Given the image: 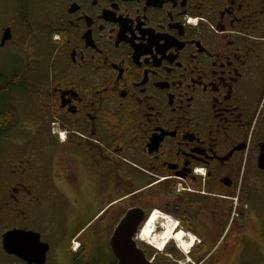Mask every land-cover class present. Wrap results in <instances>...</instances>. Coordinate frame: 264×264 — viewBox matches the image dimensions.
Listing matches in <instances>:
<instances>
[{
	"label": "flooded vegetation",
	"instance_id": "obj_1",
	"mask_svg": "<svg viewBox=\"0 0 264 264\" xmlns=\"http://www.w3.org/2000/svg\"><path fill=\"white\" fill-rule=\"evenodd\" d=\"M20 60L0 80L37 90L27 121L0 104L6 230L81 226L68 246L134 208L153 263L180 256L142 237L154 210L194 235L185 262L246 248L262 221L264 0H0V71Z\"/></svg>",
	"mask_w": 264,
	"mask_h": 264
},
{
	"label": "rangeland",
	"instance_id": "obj_2",
	"mask_svg": "<svg viewBox=\"0 0 264 264\" xmlns=\"http://www.w3.org/2000/svg\"><path fill=\"white\" fill-rule=\"evenodd\" d=\"M23 64V60L15 61L13 64L14 66L0 72H3V76L6 78H16L19 76V70ZM42 68L44 69L45 67L42 66ZM6 83L7 80H0V104L3 103L6 105H13L19 112L22 120L27 121L30 118L29 116L32 110L31 106L33 105L32 98L33 94L37 90V87L28 81L21 83L22 85L20 84L18 86L11 87H6ZM249 170L251 173L253 168L249 167ZM255 172L257 173V177L255 176L256 179L262 181V184L258 183L256 180H253L255 178L251 176V178H249V190L251 201H260L258 197L261 198L259 212L262 216V221L260 222V225L257 227H254L253 224L250 225L249 241L245 249L243 247L230 248V250L233 249L235 255L232 260L226 261L224 259V261H214L213 259L210 262L206 261L203 264H264V171H258L255 169L254 175H256ZM257 208L258 206H255L252 203V209L250 211L251 216H255V211ZM111 213L114 212L110 211L103 217L105 222L108 220V218H112ZM3 219L4 217L0 219V264H26L25 262L21 261L20 258L3 251L1 246V234L11 225L10 223L6 224ZM177 227L179 229V226ZM34 228L36 229L35 231L39 232L41 239L50 244V250L47 253L45 264H91V262L95 259H110V257L113 255L110 247L112 228H110L107 223L105 225L104 221L103 225L98 228L94 225L82 228L78 234L79 236H82L80 238L83 240L80 241L79 237H77L75 242L73 244L70 242L68 246L67 243L69 239L81 228V226H78L77 228L64 229L58 224L55 226L53 225V227L48 226L45 228L43 225L38 223L36 226H34ZM95 237H97V240H95ZM77 241L78 244L80 242L84 243V250L82 252H76L79 248V245L77 246L76 244L75 246ZM195 242L196 239L194 238V243L190 247L188 253H185L183 249L175 242L174 248L177 250L180 256L175 261L171 260L172 263L179 264L177 262L178 259L184 261L186 259V254L189 256V252L192 250L193 246H195ZM208 249L209 248H207V250ZM73 254H75L74 259L71 258ZM191 260L193 259L191 258ZM191 260L186 264H196V262L193 263Z\"/></svg>",
	"mask_w": 264,
	"mask_h": 264
},
{
	"label": "water",
	"instance_id": "obj_3",
	"mask_svg": "<svg viewBox=\"0 0 264 264\" xmlns=\"http://www.w3.org/2000/svg\"><path fill=\"white\" fill-rule=\"evenodd\" d=\"M258 165L264 169V153L259 156ZM140 218L139 211L131 208L115 226L110 247L117 259L116 264H153L133 239ZM2 249L27 264H44L49 244L41 240L37 231L13 228L2 233Z\"/></svg>",
	"mask_w": 264,
	"mask_h": 264
},
{
	"label": "bare ground",
	"instance_id": "obj_4",
	"mask_svg": "<svg viewBox=\"0 0 264 264\" xmlns=\"http://www.w3.org/2000/svg\"><path fill=\"white\" fill-rule=\"evenodd\" d=\"M157 224L160 225V232H156L155 227ZM177 226L176 220L160 214V211L158 212L157 210H154L153 213H150L147 221L142 227L141 234L144 239L153 244L159 250H163L169 240L175 239L177 245L180 246L184 252H188L194 243L195 237L193 234L190 236V234L184 230L178 229Z\"/></svg>",
	"mask_w": 264,
	"mask_h": 264
},
{
	"label": "trees",
	"instance_id": "obj_5",
	"mask_svg": "<svg viewBox=\"0 0 264 264\" xmlns=\"http://www.w3.org/2000/svg\"><path fill=\"white\" fill-rule=\"evenodd\" d=\"M12 110L9 108L7 109V112L10 113ZM6 112V116L5 117H10L8 115V113ZM1 119H5L4 118V115L2 116ZM5 122H7V120H2L1 121V126L6 129L7 126H5ZM150 249V253H152V251L154 250L153 247H149ZM84 250V246L82 245L80 247V252H82ZM148 258H150V256L148 255ZM81 260V259H80ZM91 264H116V259L115 257H110V259H106V258H98V259H95L91 262ZM154 264H173L172 261L170 259H162L161 258H157L156 260H154Z\"/></svg>",
	"mask_w": 264,
	"mask_h": 264
},
{
	"label": "snow or ice",
	"instance_id": "obj_6",
	"mask_svg": "<svg viewBox=\"0 0 264 264\" xmlns=\"http://www.w3.org/2000/svg\"><path fill=\"white\" fill-rule=\"evenodd\" d=\"M194 22V21H193Z\"/></svg>",
	"mask_w": 264,
	"mask_h": 264
}]
</instances>
